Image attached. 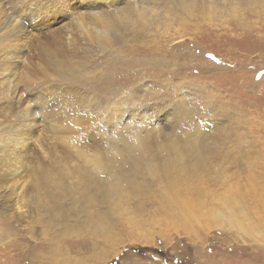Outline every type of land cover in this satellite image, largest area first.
I'll list each match as a JSON object with an SVG mask.
<instances>
[{
  "label": "rangeland",
  "instance_id": "1",
  "mask_svg": "<svg viewBox=\"0 0 264 264\" xmlns=\"http://www.w3.org/2000/svg\"><path fill=\"white\" fill-rule=\"evenodd\" d=\"M92 1L56 0V16L67 15L46 36L56 60L17 86L30 108L47 83L66 97L52 98L46 117H36V144L24 158L35 170L22 171L17 196L2 189L7 180L0 183V264H264V1L99 0L98 13L132 14L126 22L115 19L118 30L108 42L75 24L82 11L89 22ZM137 5L147 9L142 19ZM32 34L41 38L46 29ZM123 141L137 146L131 154L121 150ZM95 157L102 161L96 167ZM114 158L126 169L136 164L133 172L116 168ZM166 177L177 182L172 189L197 200L157 201ZM111 184L124 195H113ZM186 210L192 216L181 215ZM219 211L224 221L213 215Z\"/></svg>",
  "mask_w": 264,
  "mask_h": 264
},
{
  "label": "bare ground",
  "instance_id": "2",
  "mask_svg": "<svg viewBox=\"0 0 264 264\" xmlns=\"http://www.w3.org/2000/svg\"><path fill=\"white\" fill-rule=\"evenodd\" d=\"M60 1V0H59ZM79 1V0H78ZM192 2L194 0H191ZM258 2H262L264 0H256ZM56 0H0V152H1V155L3 157H1V159L3 158V167L0 166V168L2 167L1 171L4 173V175H1L0 177V183L3 181V180H7L5 181L3 188L2 189H5L7 190L11 195H16L17 196V191H18V185H19V182H20V178H21V173L22 171L25 169V168H30L32 170H35V168L33 166H30L28 165V163H26L24 161V158L25 156H27V152H28V147L30 143L32 144H36V141L34 140L33 141V138H32V133L35 129L36 126V117L37 118H40V119H43L46 117V115L50 112L48 110V108H46V104L49 100H51L52 98L55 99L57 102H60L62 101V98H65L66 95L64 96V94H61L60 95H54L53 93L56 94V92L58 90H60L61 88L59 84H56V87H58L59 89L58 90H55L54 92L51 91V87H50V84L47 83L43 88L42 90L40 91L39 93V96H38V100H39V104L34 106V107H29L28 105L24 104V101L22 99V97L20 96V93L18 92L17 90V86L18 84L22 81L24 82L25 84H27L28 82H30L33 78L43 74L46 72V67H47V64H50V63H53L56 59L54 58V51L52 50H48V47L51 46V44L48 46V43H49V40L47 39L46 36L49 37L48 35V32H49V26H51L52 24H54V22H57L59 20H64L67 15H60V16H56V9L57 7L59 6V3H55ZM183 2V1H182ZM181 2V3H182ZM187 2V1H186ZM136 3V2H135ZM169 3V2H168ZM205 3V2H204ZM109 4V3H108ZM114 4V3H113ZM174 4V3H173ZM183 5L185 3H182ZM190 6L193 4L189 3ZM9 5V6H8ZM110 5V4H109ZM171 5V4H170ZM195 5V4H194ZM102 6V4L100 3L99 0H93L92 1V4L88 5L87 6V9L88 10H91V14H92V17L91 19L89 20V22H86L85 18H84V15H83V11L82 13H79L78 14V17H76V20H75V24L79 27V28H84V33L87 35V36H90L91 34L93 35L94 38L96 39H99V40H103V42H108L109 39H112L114 38L115 36V33L111 32L112 30L115 29L114 32H117L118 28L116 29V26L118 24H116L115 22V19H117L119 22H126V21H129L131 19V16L132 14H127V13H124L123 9H119V11H112V12H103L101 11V13L99 12L98 13V9L97 8H100ZM115 6V5H114ZM172 6V5H171ZM176 6V5H175ZM181 6V5H180ZM189 6V5H188ZM76 7V6H75ZM107 7V5H106ZM113 7V6H112ZM194 7V6H193ZM12 9L11 12L9 13V9ZM140 8V10H139ZM145 8V7H142V9ZM181 8H183V6H181ZM190 8V7H189ZM74 9V8H73ZM114 9V8H113ZM141 9V6L137 5L135 6V12H136V16L137 18H140L142 19L143 16H145V10H142ZM188 9V7H187ZM195 9V8H194ZM68 11V10H66ZM155 12V11H154ZM186 12V11H184ZM71 13V12H70ZM132 13V12H131ZM149 13L151 14V11H149ZM116 14V15H115ZM147 14V12H146ZM70 15V14H68ZM72 15H75V13H72ZM91 16V15H90ZM135 16V17H136ZM146 16H149V15H146ZM151 16V15H150ZM154 16V15H153ZM152 17V16H151ZM22 18H26L28 21H30L31 19H35V23H32V24H25L21 19ZM146 18V17H145ZM153 18V17H152ZM151 18V19H152ZM136 18H134L135 20ZM138 20V19H137ZM143 21V20H141ZM155 21V20H154ZM132 23V22H131ZM70 25L67 26L68 27H71V26H75L74 24L72 23H69ZM122 24V23H121ZM124 24V23H123ZM90 25V31L91 32H88L86 29H87V26ZM130 25V24H129ZM96 26V28H95ZM65 28V29H67ZM46 29V34L45 35H42L41 38L40 36H37V35H33L32 33H34V30H44ZM59 29V28H58ZM51 30V28H50ZM69 32H72L71 29L68 30ZM120 32V31H119ZM118 32V33H119ZM50 33V32H49ZM121 34V33H120ZM51 35V34H50ZM66 35H70V34H67ZM77 35V34H76ZM83 35V33H82ZM57 36V35H56ZM60 36V35H59ZM73 36V35H72ZM119 36V35H117ZM116 36V37H117ZM46 37V38H45ZM71 37V36H70ZM82 37V36H81ZM121 37V36H120ZM44 38V39H43ZM73 38V37H72ZM86 38V37H85ZM119 38V37H118ZM89 39V38H88ZM77 40V38H76ZM83 40V39H82ZM59 41V40H58ZM66 41V40H65ZM72 41V40H70ZM115 41V40H114ZM68 42V41H67ZM69 43V42H68ZM75 43V42H73ZM56 44V43H54ZM67 44V43H66ZM105 44V43H104ZM58 45V44H57ZM57 45H54V46H57ZM75 45V44H74ZM32 46L36 47V49L34 50L32 56H29L27 54H25V51L28 49V48H31ZM53 46V47H54ZM59 46H57L58 48ZM63 47V46H62ZM68 47V46H67ZM76 47V45H75ZM56 49V48H55ZM68 49V48H67ZM36 50H38V52H36ZM54 50V49H53ZM60 51V50H59ZM53 52V53H52ZM69 52V51H68ZM51 53V55H50ZM57 53V52H56ZM59 54V53H58ZM57 57V56H55ZM58 60V59H57ZM25 61L28 62L27 65H25ZM60 61V60H59ZM62 63V62H61ZM63 64V63H62ZM61 64V65H62ZM53 66V65H52ZM60 66V64H59ZM58 64L55 66V67H59ZM65 66V65H64ZM63 66V67H64ZM50 67V66H49ZM54 67V66H53ZM54 67V68H55ZM67 69V68H66ZM72 69V67H71ZM72 72V71H71ZM67 73H70V72H67ZM76 76V75H75ZM109 83V82H108ZM168 84V83H167ZM71 84H68L67 85V88L71 87L70 86ZM52 86V85H51ZM65 87V86H64ZM71 89V88H70ZM68 91H70L68 89ZM92 100V99H91ZM90 100V101H91ZM93 101V100H92ZM121 101V100H120ZM123 101V100H122ZM121 101V102H122ZM114 102V101H113ZM63 103V102H62ZM22 107V108H21ZM116 107V106H114ZM124 107V106H123ZM14 108H18L17 110V114L14 115L13 113L11 114H8V115H5L4 118H1V115H4V113L7 112V110H10V109H14ZM50 109V108H49ZM84 110H87V108L85 107ZM20 112V114H19ZM37 113L39 115H37ZM49 116V115H48ZM188 116V115H187ZM186 116V117H187ZM54 117V116H53ZM111 117V116H110ZM52 118V117H51ZM182 118V117H181ZM107 122V121H106ZM96 128V127H95ZM120 131V130H119ZM120 133V132H119ZM193 133V132H192ZM121 134V133H120ZM194 135V134H193ZM192 135V136H193ZM124 136V135H123ZM135 136V135H134ZM188 136V135H187ZM118 138V137H117ZM120 138V137H119ZM124 138V137H123ZM128 138V137H127ZM126 139V138H125ZM129 139V138H128ZM187 139V138H186ZM38 140V139H37ZM127 140V139H126ZM147 140V139H145ZM196 140V139H195ZM190 141V140H189ZM103 142V140H102ZM106 142V141H105ZM130 142V141H129ZM196 143V141H194ZM38 143V142H37ZM114 143V142H112ZM149 143V142H148ZM116 144V143H115ZM121 144V143H120ZM119 145V144H118ZM149 145V144H148ZM37 146V145H36ZM121 146V145H120ZM135 145L132 144V143H128V142H124L122 143V149L124 152L126 151L127 153H130L134 150V147ZM150 146V145H149ZM176 148H177V144L175 145ZM191 146V144L189 145ZM109 147V146H108ZM113 147V146H112ZM141 147V146H140ZM145 147V146H144ZM138 148H139V145H138ZM161 148V147H160ZM170 148V147H169ZM190 148V147H189ZM30 149V148H29ZM109 149V148H108ZM140 149V148H139ZM139 149L138 152H139ZM144 149V148H143ZM146 149H149V148H146ZM166 149V148H165ZM175 149V148H174ZM181 149V148H179ZM136 150V149H135ZM136 150V151H137ZM141 150V149H140ZM176 150V149H175ZM182 150V149H181ZM42 151V150H41ZM113 151V149H112ZM112 151H110V153H112ZM121 151V152H123ZM135 151V152H136ZM150 151V150H149ZM152 151V149H151ZM178 151V150H177ZM183 151V150H182ZM198 151L196 152V154H198ZM115 152V150H114ZM113 152V153H114ZM123 152V153H124ZM137 152V154H138ZM142 152V151H140ZM145 152V150H144ZM180 152V151H179ZM109 154V155H114V154ZM118 153V152H116ZM120 153V152H119ZM148 153V152H146ZM145 153V154H146ZM153 153V152H152ZM151 153V154H152ZM178 153V152H176ZM183 153V152H181ZM192 153V152H191ZM121 154V153H120ZM129 154V156H130ZM142 154V153H141ZM144 154V153H143ZM144 154V155H145ZM149 156L147 159H151V155L150 153H148ZM187 154V153H186ZM199 154H202L201 152ZM98 155V154H97ZM102 155V154H101ZM99 155V156H101ZM108 155V154H107ZM126 155V154H125ZM134 155V154H133ZM136 155V153H135ZM143 155V156H144ZM145 155V156H146ZM96 156V155H95ZM110 156V157H111ZM116 154L113 156L115 157ZM123 156V155H122ZM128 156V155H127ZM138 155H136L137 157ZM146 156V157H147ZM152 156H155V155H152ZM188 156V155H187ZM196 156V155H194ZM200 156V155H199ZM204 156V155H202ZM108 157V156H107ZM106 157V158H107ZM131 157V156H130ZM139 157V156H138ZM146 157L143 159H140V160H143L144 162H147L145 161ZM158 158V156H156ZM155 157V158H156ZM201 157V156H200ZM32 158V157H31ZM119 158V157H118ZM117 158V159H118ZM134 159V157H132ZM140 158V157H139ZM156 158V159H157ZM162 158V157H161ZM168 158V157H167ZM170 158V157H169ZM168 158V159H169ZM189 158V157H187ZM197 158V157H196ZM205 158V157H204ZM104 159V158H103ZM102 159V160H103ZM110 159V158H108ZM116 158L113 159V161L115 162V164L119 161L116 159ZM121 159V158H120ZM132 159V160H133ZM172 160L174 159V157L171 158ZM169 159V160H171ZM176 159V157H175ZM27 160V159H26ZM106 161V159H104ZM159 160V159H158ZM158 160L157 162L153 163L154 165H156L158 163ZM162 160V159H161ZM171 160V161H172ZM200 160V159H198ZM203 160V159H202ZM101 161L99 158H94V160L92 161V163L90 164H94L93 162H99ZM103 161V163L105 162ZM108 161V160H107ZM111 162H113L112 160H110ZM109 161V162H110ZM126 161V160H125ZM130 161V160H129ZM154 161H156L154 159ZM165 161V160H164ZM175 160H173L172 162H174ZM187 161V160H185ZM197 161V159H196ZM201 161V160H200ZM31 162V161H29ZM33 162V161H32ZM88 162V161H87ZM102 162V161H101ZM111 162L109 163L111 166ZM131 162V161H130ZM148 162H150V160H148ZM145 163L143 164L142 162V166H146ZM153 161H151V164H152ZM192 162V161H191ZM100 163V162H99ZM119 163V162H118ZM117 163V164H118ZM126 163V162H124ZM136 163V161H135ZM161 163V162H160ZM164 163V162H163ZM166 163V162H165ZM176 163H178L176 161ZM182 163H184V161H182ZM32 164V163H30ZM98 164V163H97ZM108 164V162H107ZM108 164V165H109ZM152 164V165H153ZM162 164V163H161ZM169 164V162H168ZM175 164V163H174ZM1 165V164H0ZM95 165V164H94ZM106 165V162L105 164ZM103 165V167H104ZM107 165V166H108ZM114 165V163H113ZM121 164H118L116 165V168L119 166V170H120V167L123 165ZM125 166L129 167L130 166V163L129 165L126 163L124 164ZM133 165V166H132ZM134 165L136 164H133L131 163V166L130 167H134ZM150 165V164H149ZM163 165V164H162ZM170 165V164H169ZM178 165V164H177ZM176 165V166H177ZM106 166V167H107ZM140 166V165H139ZM143 166V167H144ZM161 166V165H160ZM164 166V165H163ZM171 166V165H170ZM169 166V167H170ZM196 166V165H195ZM200 166V165H199ZM37 167V166H36ZM96 167V165L94 166ZM97 167H101V166H97ZM121 167V170L124 168ZM129 169H132L130 168ZM141 167V166H140ZM142 167V168H143ZM148 167V166H147ZM147 167H145V170L146 171H149L147 170ZM149 167H152V166H149ZM148 167V168H149ZM159 167V164L158 166ZM165 167V166H164ZM180 167V166H179ZM201 167V166H200ZM198 167V168H200ZM109 168V167H108ZM112 168V167H111ZM111 168L107 169V170H111ZM114 168V167H113ZM116 168L113 170V172L116 170ZM172 168V166H171ZM98 169V168H97ZM100 169V168H99ZM103 169V168H102ZM126 169V168H124ZM129 169H126V170H123V173H125L124 171H127ZM135 169L136 166H135ZM144 169V168H143ZM151 170V168H149ZM155 169V167H154ZM158 171L159 170H164L166 169L163 168L162 166L157 168ZM194 169V168H193ZM201 169V168H200ZM144 170V172H146ZM153 170V169H152ZM176 170V168H175ZM184 170V169H183ZM198 170V169H197ZM196 170V171H197ZM25 171V170H24ZM103 171V170H102ZM141 171V169H140ZM157 171V170H156ZM157 171V172H158ZM171 171V170H170ZM36 171H34L35 173ZM57 172V171H56ZM107 172V171H106ZM110 172V171H109ZM118 172V170H117ZM122 172V171H121ZM129 172H133V169ZM135 172V171H134ZM139 172V170H138ZM157 172L155 174V171H152L153 174L157 175ZM160 172V171H159ZM162 172V171H161ZM160 172V173H161ZM165 172V170H164ZM199 172V171H198ZM201 172V171H200ZM115 173V172H114ZM113 173V174H114ZM136 173V172H135ZM141 173V172H140ZM163 173V172H162ZM161 173V175H162ZM168 173V172H167ZM171 173V172H170ZM105 174V173H104ZM120 174V173H118ZM122 174V173H121ZM129 174H133V173H129ZM145 174V173H143ZM166 174V173H165ZM203 174V173H202ZM136 175V174H135ZM149 175V172L148 174ZM146 175V176H147ZM151 175V174H150ZM160 175V176H161ZM171 175V174H170ZM138 176V174L136 175ZM140 176V175H139ZM144 176V177H146ZM169 176V175H168ZM182 176V175H181ZM187 176V175H186ZM80 177V176H79ZM113 177V176H112ZM112 177H109L112 179ZM116 177V175H115ZM114 177V178H115ZM132 176H130V179H131ZM148 177V176H147ZM150 177V176H149ZM11 178V180H10ZM135 178V177H133ZM155 178V177H154ZM164 178V177H163ZM162 178V179H163ZM179 178V177H177ZM41 179V178H40ZM39 179V181H40ZM110 179V180H111ZM118 179V178H117ZM120 179V178H119ZM118 179V180H119ZM139 179V178H138ZM149 179V178H148ZM147 179V180H148ZM151 179V178H150ZM9 180L11 181V183H9ZM50 180V179H49ZM116 180V179H114ZM112 180V181H114ZM145 180L144 179V183L146 185V182L145 183ZM184 180V179H183ZM186 180V179H185ZM190 180V179H189ZM200 180V179H199ZM38 181V182H39ZM87 181V180H86ZM85 181V182H86ZM124 181V180H123ZM131 181V180H130ZM129 181V182H130ZM134 181V180H133ZM151 181V180H149ZM164 183L163 185H161L159 187V191L158 194H156V196L154 197L157 201L159 200V202H162L163 203H173V204H176V203H179V204H183V203H186V202H192V201H196L197 198L196 197H192L188 192L186 191L185 189L183 190L184 192L182 193V189H179L178 190H174L172 188H175L177 185V182L174 183L172 182L168 177H166V179H163ZM181 181V179H180ZM23 182V181H22ZM84 182V181H83ZM88 182H92V181H88ZM93 182L95 183V180H93ZM106 182V181H105ZM119 182V181H118ZM157 182V181H156ZM155 182V183H156ZM200 182V181H199ZM30 183V182H29ZM40 183V182H39ZM52 183V182H51ZM109 183V181H108ZM115 183L117 184V182L115 181L114 184L112 182L113 185H115ZM125 183V182H124ZM122 183V184H124ZM153 183V182H152ZM183 183V182H182ZM85 184V183H84ZM83 184V185H84ZM111 184V186H112ZM132 184V183H131ZM134 184V183H133ZM132 184V186H133ZM150 184V183H149ZM184 184V183H183ZM183 184H180L183 185ZM41 185V184H40ZM82 185V184H81ZM87 185V188H88V185L89 183L86 184ZM99 185V184H98ZM125 185V184H124ZM157 185V184H155ZM160 185V184H159ZM158 185V186H159ZM201 185V184H200ZM110 186V187H111ZM126 186V185H125ZM130 185V187H132ZM152 188H153V185H151ZM150 186V187H151ZM43 187V186H42ZM91 187V185H90ZM97 187V186H96ZM106 187V186H105ZM104 187V188H105ZM109 187V189H112L114 186H112L111 188ZM119 187H122L120 186L119 184ZM135 187V185H134ZM138 187V186H137ZM149 187V188H150ZM185 187V186H184ZM84 188V187H83ZM93 188V187H92ZM98 188V187H97ZM108 188V187H107ZM118 188V186H117ZM124 189V187H122ZM146 188V186H145ZM82 189V188H81ZM94 189V188H93ZM114 189V188H113ZM110 190L111 192L113 191ZM116 189V187H115ZM131 189V188H130ZM136 189V188H134ZM140 189V188H139ZM197 189V188H196ZM195 189V190H196ZM84 190V189H83ZM89 190V189H87ZM107 190L104 191V195H105V192L107 193ZM120 190V189H119ZM118 190V191H119ZM152 190V189H151ZM150 190V191H151ZM191 190V189H190ZM6 191V192H7ZM33 191V190H32ZM91 191V190H90ZM108 190V193L110 194V192ZM115 191V190H114ZM113 191V195L116 194L117 195V190L114 192ZM122 191V190H121ZM125 191V189L123 190ZM134 192V190H131ZM156 191V190H155ZM158 191V190H157ZM192 191V190H191ZM101 192V190H100ZM117 192V193H116ZM120 192V191H119ZM200 192V190H199ZM123 193V192H122ZM125 193V192H124ZM152 193V191H151ZM83 194H86V193H83ZM82 194V195H83ZM93 193L91 192V196ZM112 194V193H111ZM119 195H124V194H120L118 193ZM144 194V193H143ZM154 194V193H153ZM172 194V196H171ZM199 194V193H198ZM77 195H81L80 194H77ZM128 195V194H126ZM224 195V194H223ZM2 196V195H1ZM85 196V195H84ZM88 196V195H87ZM86 196V197H87ZM106 196L110 197V195H107ZM112 196V195H111ZM129 196V195H128ZM151 197L153 195H150ZM85 197V198H86ZM230 197V196H229ZM14 198V197H13ZM77 198V197H76ZM88 198H90V196H88ZM119 198V196L117 197ZM80 199V197H79ZM93 199H94V196H93ZM107 199V198H106ZM202 199V198H201ZM199 199V200H201ZM88 200V199H86ZM118 200V199H117ZM114 201V200H113ZM116 201V199H115ZM122 201V200H120ZM96 202V201H95ZM109 202V201H108ZM89 204H91L89 202ZM17 212L18 215H21L22 213H24V210H23V205L20 203V205L18 204L17 201H15L14 204H12ZM161 206V205H160ZM77 207V206H76ZM163 208V207H162ZM171 209V208H170ZM64 210V209H63ZM164 210V209H163ZM156 212V211H155ZM231 212V211H229ZM154 213V212H153ZM166 215V214H165ZM181 215H184L185 217H189V216H192V212L189 211V210H186V211H182V214ZM213 215L219 219H221V221H224L222 220L223 219V216L222 215V212H214ZM11 216V215H10ZM8 217V218H11V217ZM181 217V216H180ZM216 218V219H217ZM239 218V216L237 217ZM141 219V218H140ZM211 219L213 221H215L218 225L221 224V221L220 220H216L213 216H211ZM244 219V218H243ZM247 219V218H246ZM139 221V219H137ZM183 220V219H182ZM249 220V219H248ZM101 221V220H100ZM189 223V222H188ZM187 223V225H188ZM107 224V223H106ZM240 224V223H239ZM96 226V225H95ZM98 226V225H97ZM107 227V226H105ZM141 227V226H140ZM9 228V227H8ZM96 228V227H95ZM240 228V227H239ZM96 230V229H95ZM100 233V232H99ZM101 234V233H100ZM103 236V235H102ZM105 237V236H104Z\"/></svg>",
  "mask_w": 264,
  "mask_h": 264
}]
</instances>
